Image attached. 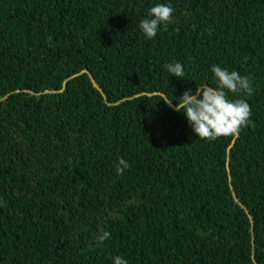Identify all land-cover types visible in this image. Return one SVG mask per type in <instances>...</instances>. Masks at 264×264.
<instances>
[{"label":"trees","instance_id":"16d2710c","mask_svg":"<svg viewBox=\"0 0 264 264\" xmlns=\"http://www.w3.org/2000/svg\"><path fill=\"white\" fill-rule=\"evenodd\" d=\"M155 3L174 20L148 40ZM213 64L249 78L226 94L251 116L207 140L166 103ZM117 255L264 264V0H0V264Z\"/></svg>","mask_w":264,"mask_h":264},{"label":"clouds","instance_id":"9594fccd","mask_svg":"<svg viewBox=\"0 0 264 264\" xmlns=\"http://www.w3.org/2000/svg\"><path fill=\"white\" fill-rule=\"evenodd\" d=\"M173 13L174 9L169 3H155L140 20V31L146 39H154L160 29H166L173 22ZM164 67L171 77L183 78L185 75L184 66L180 62L168 63ZM211 73L216 87L197 85L194 91L186 90L175 105L172 104L174 98L166 104L184 115L195 137L216 140L237 136L241 128L250 123L251 108L244 99L229 100L226 93L250 92V80L218 64L211 66ZM129 167L124 158H119L116 172L122 174ZM109 236L110 233L104 231L96 237L95 243L102 244ZM111 259L112 264H128V260L121 255Z\"/></svg>","mask_w":264,"mask_h":264}]
</instances>
